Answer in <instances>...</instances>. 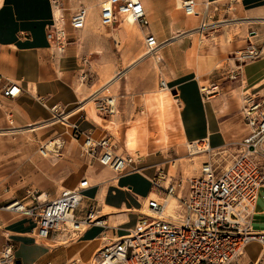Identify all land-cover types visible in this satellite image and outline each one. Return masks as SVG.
I'll use <instances>...</instances> for the list:
<instances>
[{
    "label": "crops",
    "instance_id": "crops-1",
    "mask_svg": "<svg viewBox=\"0 0 264 264\" xmlns=\"http://www.w3.org/2000/svg\"><path fill=\"white\" fill-rule=\"evenodd\" d=\"M141 1L147 16L151 14L156 19H164V0ZM206 2L209 4V9H211L210 4L214 5L217 2L214 7L216 5L220 7L217 11L219 16L229 12L232 7L231 12L234 16L229 17L228 25L231 29L237 30L233 34V48L244 42L246 35L250 33L253 34L248 36L251 37L250 41L258 44L256 46L260 52L257 60L254 59L240 66L242 68L238 73L240 76L242 75V83L234 89L231 88V92L227 90V87H231L229 83L225 86H218L217 92L215 91L204 98L200 92L197 78L190 71H182L178 76L170 78V80L175 78L174 85H171L170 88L175 91L179 99L182 111L180 122L184 138L187 141L204 139L209 149H219V152H224L222 150L228 151L230 146L239 142L230 136L228 124L237 118L235 111L241 107L240 97L244 96L241 93L242 90L246 87L248 93L253 95H261V91L264 90V63H260V60H264V20H262L264 19V0H203V10L208 16ZM214 13L213 11V15ZM52 16L51 0H0V119L6 110L10 111L12 121H16V128L20 129L47 121L54 113L55 109H51L52 106L59 107L61 110H69L66 124L58 126L48 123L51 124L50 126H54L53 128L65 132V138L62 139L65 151L73 155L67 156L62 161L64 173L61 176V184L73 188L79 181L86 179L89 185L82 189V201L75 212L78 216H82L87 207L93 206L94 215L102 218L103 222L86 226L80 232L79 238L74 241H63L64 237H67L65 233L52 232L45 238L46 242L39 243L32 238L31 231L34 221L21 218L20 214L0 208V249L10 242L13 245L16 258L15 264H82L81 259L90 256V250L93 247L98 245L100 247L104 242L103 238L121 237L135 225L142 213L145 200L151 192L152 179L158 174L168 173V171L160 169L162 167L159 165H162L163 162L153 150L147 156L132 158V163L124 172H115L101 165L97 161V157L90 161L88 156L76 152L75 142H79V145L85 136L99 139L107 131L104 129V125L88 117L86 111L77 113L74 106L78 103L79 98L73 89L74 84L63 78L60 71H57L52 61L49 60L46 26L51 22ZM149 26L150 28L146 29V32L161 37L160 31L154 24L149 23ZM225 30L230 31V29ZM181 31L184 30H175L169 39ZM75 33L80 36V40L68 46L65 58L73 57V62L78 61V65H80L79 53L91 55L103 45L99 35L94 33L91 28L86 29L84 26ZM166 39L168 38H164L161 43ZM259 64H262L261 68H259ZM52 65L55 68L54 72L51 70ZM9 82L16 83L20 89L15 97L5 98L1 91ZM222 89L228 93L221 94ZM5 114L7 115V113ZM6 118L7 116L4 117V119ZM68 127L70 134L67 132ZM2 129H8V127ZM34 130L36 131V129ZM246 131L245 125L244 135ZM72 133L76 135L78 133V136L74 137ZM0 146L7 150L4 157L6 165L2 168L7 177L13 178L16 176L15 173L26 169V159L23 160L22 154H19L22 144L15 141V143L6 146L1 143ZM54 173L56 172L47 170L43 173L44 178L56 180L58 174ZM53 183H46L48 186L44 187L47 192L46 196L50 197L48 200L60 193L57 194ZM51 188L54 189L50 191ZM28 193L31 192L28 191ZM4 194L0 193L1 199H6ZM25 197L19 199L24 201ZM261 197L264 198V189L261 191ZM11 199L18 198H10L5 203ZM250 228L253 233L264 232V214H254ZM91 238L92 247L88 250L85 244L86 240ZM242 254V257L240 255V258L238 257L228 264H252L254 260L247 253L245 247Z\"/></svg>",
    "mask_w": 264,
    "mask_h": 264
},
{
    "label": "built area",
    "instance_id": "built-area-1",
    "mask_svg": "<svg viewBox=\"0 0 264 264\" xmlns=\"http://www.w3.org/2000/svg\"><path fill=\"white\" fill-rule=\"evenodd\" d=\"M195 6L196 0H182L184 14L193 13ZM87 14L86 7L78 6L67 25L73 30L82 29ZM121 14L133 16L140 27L149 25L141 0H103L98 12L99 26L112 27ZM65 28L59 15H54L46 27L49 47L57 53L64 52L67 45ZM145 35L148 52L161 48L162 43L155 35L151 32ZM248 41L246 49L240 52V59H254L260 54L249 37ZM232 73L229 77L235 78L239 74L238 71ZM86 74L82 72L80 78L85 79ZM159 85L168 87L161 78ZM216 88L218 85L201 86L200 92L205 98ZM19 89L16 83L9 82L1 94L12 98ZM94 98L98 113L111 115L115 112L113 97ZM241 113L247 131L238 152L229 162L220 167L216 160L203 161L198 174L188 177L168 173L156 175L151 181V196L146 198V207L152 213H140L125 235L103 238V244L94 253L93 264H228L243 253L245 245L252 239L264 248V232L253 233L250 228L258 189L264 184V97L258 99L253 94H246ZM8 116H11L10 112ZM195 143L200 146L197 153L209 150L204 139ZM96 149L98 162L115 172H124L133 161L129 155L115 153L107 137L94 140L85 136L81 153L91 154ZM46 151V145H41L40 154L44 155ZM88 185V181L82 179L77 186L64 188L51 200L44 201L40 208L33 203L24 204L21 199H11L0 208L31 217L35 223L31 231L35 238L45 239L52 232L74 235L85 226L103 222L94 215L93 206L87 207L82 216L75 212L82 201L81 191ZM29 195L31 202L39 198V195ZM168 197L174 199L176 205L173 214L166 212L164 215ZM15 259L13 245L7 242L0 249V264H15Z\"/></svg>",
    "mask_w": 264,
    "mask_h": 264
},
{
    "label": "rangeland",
    "instance_id": "rangeland-1",
    "mask_svg": "<svg viewBox=\"0 0 264 264\" xmlns=\"http://www.w3.org/2000/svg\"><path fill=\"white\" fill-rule=\"evenodd\" d=\"M51 1L53 10L56 6L55 2H58L57 7L60 13V20L66 25L68 35L67 45L64 52L57 53L55 50L49 47V49L47 50L49 60L52 61L56 70L60 71V75L63 78L68 79L74 84L73 89L75 90L76 94H78L79 98L78 103L75 104L74 108L80 106V101L83 98H85L83 99V101L85 100L84 102L90 101L89 104H86V106L83 109L77 111V113H84V111H86L87 116L93 119L95 114L97 115L96 119L94 120H97L100 124L104 125V129L107 131L103 134L102 137H107L108 139H110L111 143L113 144L115 153L124 156L129 155L132 158L136 159L137 156H147L148 154H150L151 150L156 151V155H159L157 157H160L163 162L162 165H159L160 167H162L160 169H162L163 171H168L170 175H182V177L197 175L199 172V167L203 161L216 160L219 163V166L222 167L228 162V160L233 157L232 155L236 154L237 149L240 147L239 143L245 132V125L242 118L241 107L238 108L237 111H235L237 114V118L228 124V129L230 130L229 134L233 138V140L239 141L237 144L230 146L228 151L222 150L224 152H219V149L210 148L206 152L191 154L188 152L186 144H180V138L181 136H183L180 122L182 118V111L180 110V103L178 97L176 96V93L173 94L170 91V93L172 95H175V97H169V103H165L164 105H162L161 102L158 101V107L153 111L148 108L147 104L144 101L145 92L158 91L160 89V78L166 80L168 86L170 87L171 85H174L173 81L175 79L174 78L173 80H170V78L175 75L178 76L180 72L186 70L190 71L192 75H195L200 87L202 85L225 86L226 84L230 83L231 87H227V90L231 92V88L234 89L236 86L241 85L242 75L240 76V74H238L234 78L229 77L230 74L232 73V71L240 72L242 68L240 66L245 65L246 63H249L256 58L240 59V52L245 50L247 44L249 43L248 36H252L253 34L248 33V35H246V40L244 42H241L238 47L233 48V34H235L237 30L235 31L231 29L228 25V20H230L229 17L234 16L231 12L232 7L229 12H226L222 16H219L217 14V11L220 7L218 5L214 7L217 2L214 3V5L210 4L211 9L208 8L207 16V14H205L203 10V0L200 1L201 4L200 2H198L199 0L196 1V9L200 13H204L203 21L208 24L206 28L204 27V29H202L201 32L196 31L197 33H200L199 35L197 34V36L199 37V46L196 50V53L204 56H212L210 65L205 66L203 62V67L201 68L200 72L201 74L197 75L195 69L191 67L192 65H188L186 63L188 53L191 50L190 47H192L193 45L194 37L192 33L184 34V36H181L177 39H169L170 35H173L175 30H187L186 28H188V26L185 25L186 16L180 9L178 10V18L175 19L171 13L174 10V1L164 0V19H156L151 14H148L149 23L151 25L154 24L156 26V29L160 31L161 37L155 34L158 42H161L164 38H168L170 41H172V43H169L168 41L162 44L161 48L158 49L160 53V59L156 63L157 66L155 65L153 59H151V61L149 62L147 61L148 63L145 62L144 65L139 64L137 65V69H135L137 71H134V73L130 75V78L128 80L125 79V75L123 76L122 74L119 77L120 80L118 79V85L113 91L102 92V90H104L102 89L104 86L103 84L107 77L113 72L115 73L124 71L127 67V64L131 60H133L138 55V53L144 50L143 36L147 33L146 29L148 30L150 26H134V35L132 36V38H130L128 37L127 33L129 30L126 28L124 21L122 22L118 20L113 24L112 27L109 28H103L97 23H95V25L91 24L90 21L86 22L85 28H91L94 33L99 35L103 47L98 48L97 51H95L94 54L91 55H89V53H79L78 60L81 63L80 65H78V61L73 62V57L65 58L68 46L70 44H75L77 40H80V36L75 33L77 32V30L72 31V29L70 30V28L68 27V20L71 13L78 6L82 5L86 7L89 15L91 9V7H89V4H93V7H97L99 2L98 0ZM213 11L215 12L214 15ZM196 23L198 24L199 20H197ZM220 24L221 26H219ZM225 29H230V31L228 32V30ZM141 30L143 31L141 32ZM113 33H118V37L120 39L119 43L116 41L115 37L112 36ZM225 34L226 36H223ZM252 43L258 45L255 42ZM53 65L51 66V70L54 72L55 68ZM105 66L108 74L103 72V68ZM143 66L144 68H146V71H144V73L142 74V70H140V68H142ZM69 71H71V75H69L70 73L67 74V72ZM82 72L87 73L85 79L80 78ZM218 90L219 88H216V92ZM226 93L228 92H226L225 89L221 90V94ZM241 93L244 96L246 94H250L248 93V89L246 87H244V90H242ZM108 95L115 98V112L111 115L98 113L97 109L95 108L94 97H99L98 99H100L103 96ZM261 96L264 97V90L261 91V95H257L258 99ZM243 97H240L241 106ZM54 107V113H52L50 118L47 121L39 123L52 122L58 126L64 125V123L66 124L67 117L64 120H60V117L64 115L67 116V112H69V110L66 111L67 109L61 110L59 107ZM7 111L8 110L4 112V115L2 114V119H0V129L10 127L11 125L16 126L15 124H17L16 121H12L11 116H8V112L10 111ZM5 113H7V115ZM6 116L7 118L4 119V117ZM10 121H12V124L10 123ZM50 125L51 124L42 126L36 129V131H17L13 133L11 132L0 134V145L2 143L4 146H6L8 144L15 143V141H18V143L22 144V148L19 154H22L23 160L26 159V169H22L17 174L15 173V177L9 178L7 177L6 173L4 174V171L2 170L3 166L6 165L4 163L6 161L4 157L7 150L3 146H0V193L3 192L5 193L4 195H6L4 197L6 199L0 198V204H6L5 202L10 198L19 199L23 196L25 197L28 191H30L37 197L38 195L46 191L44 187L48 186V183L54 182L53 184L55 189H57V194L64 188H69L61 184V176H63L64 173V163L62 161L67 156L73 155H70L65 151V146L62 141V139L65 138V132L59 131L53 128L54 126ZM134 127L138 129L140 141H132L131 129ZM67 132L70 134L69 127L67 128ZM72 134H74V137L78 136V133L77 135L75 133ZM50 139L59 140L60 146L57 147L56 152L49 151V156L44 157L42 154H40L39 148L41 145H45L46 142ZM75 143L77 146L76 152L78 151V153H80L81 155L88 156L90 161L94 160L95 157H98V149H96L91 154H82V143L80 142L79 145V142ZM190 157H195L196 161L198 162L196 166L192 167L190 161H187ZM178 158H180L179 161H177ZM41 161L45 162L46 164H43L44 166L40 165ZM47 170L55 171L56 173L54 174H58L56 180H54L53 178H44L45 176L43 173H45ZM52 189L54 188H51L50 191H52ZM150 196H148V198ZM49 198L50 197L48 196H44L41 198L39 197L38 200L31 202V195H29L25 197L23 202H26L25 204L33 203V205H36L37 208H40L43 202L48 200ZM146 201L147 200H145V203ZM169 202L174 203L175 201L170 199ZM141 211L143 212V209ZM19 217L30 219L33 222V219L29 216L20 214ZM80 232L74 235L65 234L67 237H64L65 240L63 241H74L78 239ZM32 238L39 243L46 242V239H38L37 237L35 238L33 236ZM257 245L263 250V255L257 263L261 264L264 259V248L261 244L257 243ZM98 247L99 245L94 248V250L92 251L93 254ZM93 254L86 258H82L80 262L82 264H90L89 261ZM242 255L240 257H242ZM241 261L242 260L240 259V262ZM252 264H254V261L252 262Z\"/></svg>",
    "mask_w": 264,
    "mask_h": 264
},
{
    "label": "bare ground",
    "instance_id": "bare-ground-1",
    "mask_svg": "<svg viewBox=\"0 0 264 264\" xmlns=\"http://www.w3.org/2000/svg\"><path fill=\"white\" fill-rule=\"evenodd\" d=\"M173 1H174V10L171 13H172L173 17L175 19H177L178 18L177 17L178 10H180V9L182 10V8H181L182 7V0H173ZM98 2L99 3L97 5V7L96 6L93 7V4H89V7H91V9L92 8L93 9H92V11L90 9L89 15L87 14V17H86V22H89L90 21L91 24H94V25H95V23H97L99 25L98 12H99L100 6L103 3V0H98ZM57 3L58 2H55L56 6H55V8L53 10V16L54 15L55 16H58L60 14L59 13V9L57 7ZM205 5H206L205 6L206 8L209 7L208 2H206ZM204 12L206 13V11H204ZM203 14L200 13L196 9V6H195L193 13H191V14H185V16H186V24L185 25L188 26V28H186L187 30L181 31L177 35H175L174 37L171 38V39L178 38L181 35L192 33V35L194 37V39H193V45H192V47H190L191 50L188 53V56H187V59H186V63L188 65H192L191 67L193 69H195L197 75H200L201 74L200 73L201 72V68L203 67L202 66V63L204 62L203 64H205V66H209L210 65V62L212 60V56L211 55L204 56V55H200V54H197L196 53V50L198 49V46H199V37L197 36V34L198 35L200 34V33H197L196 31H200L201 32L202 29H204V27L206 28V26L208 25V24H206L203 21V17H204ZM53 16H52V18H53ZM89 17H90V20H89ZM118 20L119 21H122V22L123 21L125 22V26L129 30L127 32L128 33V37L132 38V36L134 35V26L138 25V22L133 18V16H131V15H125V14H121V16L119 17ZM197 20H199V23L198 24L196 23ZM262 20H264V19H262ZM65 29L67 31V27ZM77 30H80V29H77ZM142 31L143 30H141V32ZM112 36H114L115 39H116V41L119 43V40L120 39L118 37V33H113ZM145 38H146V35L143 36V40H144L143 41V43H144V50L141 51L140 53H138V55L127 64V67L125 68L124 71H122V72H115V73L113 72L111 75H109L107 77V79L104 81V84H103L104 86L102 85L103 86L102 89H104V90H102V92H110V91H113L116 88V86L118 85L119 80H120L119 77L122 74H123V76L125 75V79L128 80L130 78V75L133 74L134 71H137V70H135V69H137V65H139V64H143L144 65L145 62H147V61L149 62V61H151V59L154 60L155 65H156L157 61L160 59V53H159L158 50H156L155 52H148L146 50V47H145ZM168 41H170V40L169 39H166V40H164V42L162 44H164V43H166ZM240 55H241V53H240ZM260 61H261L260 63H264L263 62L264 60H260ZM261 65L262 64H259V68H261ZM140 70H142L141 73L143 74L144 71H146V68H144V66H143L142 68H140ZM103 72L106 73V74H108V72L106 70V66L103 68ZM161 79L164 82L166 81L163 78H161ZM144 81H145V78H144ZM204 86L205 85H202V87H204ZM255 96H257V95H255ZM169 97H175V95H172L170 93L169 86L168 87H160V89L158 91L145 92L144 101L147 104L148 108L153 111L155 108L158 107V101H160L162 105H164L165 103L168 104L169 101H170V98ZM83 99H85V98H83ZM83 99L80 101L81 104H80V106H78L76 108V111H79V110L83 109L86 106V104H89L90 101L84 102L85 100L83 101ZM96 117H97V115L95 114L94 119H96ZM65 118H66V115L60 117V120H64ZM10 123H11V121H10ZM48 123H52V122L39 123V124H36V125H30L28 127H24V128H20V129L19 128H16V126H10V127H8V129H2L1 128L0 129V134L11 133V132L13 133V132H17L19 130H21V131H31V130H34V129H38V128L44 126V125H47ZM131 133H132V141L133 140H137L138 141L139 138H140V135L138 133V129L136 127L132 128L131 129ZM190 142H192V143H190ZM195 142H196V140L187 141L186 138H184V136H181V138H180V144H183V145L186 144L187 145V150L191 154L197 153V151H196L198 149L197 147H200ZM56 143H60L59 140H57V139L51 140L50 139V140H48L46 142L45 145H46V148H47L48 151H46V153L43 155L44 157L49 156V153H48L49 150H52L54 152L57 151ZM179 159L180 158H178L177 161H179ZM187 161L188 162L190 161V164H191L192 167L196 166L197 163H198L196 161L195 157H190V158H188ZM43 164H46V163L43 162V161H41L40 165H43ZM263 189H264V184L262 186H260V188L258 189V193H257V197H256V202H255V207H254V210H253V216H254V214H264V198L261 197V191ZM44 196H46V193L45 192H43L39 197L41 198V197H44ZM170 199H172V198L168 197L167 198V201L165 202V207L163 208L164 209V212H163L164 215H165L166 212L173 214V209H174L176 203L175 202L174 203L169 202ZM172 200L174 201V199H172ZM143 212H146L148 214L149 213H152V212L149 211L148 207H146V203L143 206ZM91 241H92V238L90 240L89 239L86 240V244L85 245L88 247V250H90L91 247H92V242ZM257 243L260 244L257 240L252 239V240H250L245 245V249L247 250V253L253 258L254 264H257L258 261L261 259L262 255H263V250H262V248H260L257 245ZM93 250H94V247H93V249L90 250V255L93 254L92 253ZM93 257H94V254L92 255V257H91V259L89 261L90 264H93V262H92L93 261ZM261 264H264V259H263V262Z\"/></svg>",
    "mask_w": 264,
    "mask_h": 264
},
{
    "label": "water",
    "instance_id": "water-1",
    "mask_svg": "<svg viewBox=\"0 0 264 264\" xmlns=\"http://www.w3.org/2000/svg\"><path fill=\"white\" fill-rule=\"evenodd\" d=\"M171 92H172L173 94L175 93V91H174V90H172V89H171Z\"/></svg>",
    "mask_w": 264,
    "mask_h": 264
}]
</instances>
